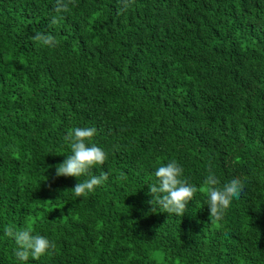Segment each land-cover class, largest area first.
Masks as SVG:
<instances>
[{"label": "trees", "instance_id": "1", "mask_svg": "<svg viewBox=\"0 0 264 264\" xmlns=\"http://www.w3.org/2000/svg\"><path fill=\"white\" fill-rule=\"evenodd\" d=\"M55 6L0 0V264H264V0ZM75 127H95L86 143L107 157L84 197L88 176H56ZM171 160L198 188L211 169L244 190L220 221L202 191L181 217L152 212ZM7 226L56 248L19 261Z\"/></svg>", "mask_w": 264, "mask_h": 264}, {"label": "clouds", "instance_id": "2", "mask_svg": "<svg viewBox=\"0 0 264 264\" xmlns=\"http://www.w3.org/2000/svg\"><path fill=\"white\" fill-rule=\"evenodd\" d=\"M75 0H56L55 11L57 13L67 12L69 4ZM122 10L127 8L134 0H119ZM59 17H53L51 23H58ZM34 40L49 47H54L58 43L54 36L37 32ZM95 127H75L68 131L64 137L65 142L70 146L71 154L67 155L62 163L56 165V176H88V179L80 181L72 188L76 197H84L108 180V173L101 171L99 176L91 175L90 170L96 165H103L106 160V153L95 143L89 145L86 141H91L96 134ZM183 168L175 160H171L166 165L159 166L155 172L156 183L149 186V194L152 199L149 203L153 206L152 212L163 211L169 215L175 214L183 216L187 205L197 191H202L208 198L207 205L210 207V218L216 221L223 219L225 211L231 205L233 199H239L244 190V182L239 177L227 180L223 185L208 170V175L201 187L189 184L183 177ZM117 179H126L121 173ZM158 206V207H157ZM5 235L13 238L17 248L15 257L19 261H27L29 257L38 260L42 255H51L56 245L47 237L33 234L31 227L15 229L13 226L5 228Z\"/></svg>", "mask_w": 264, "mask_h": 264}]
</instances>
